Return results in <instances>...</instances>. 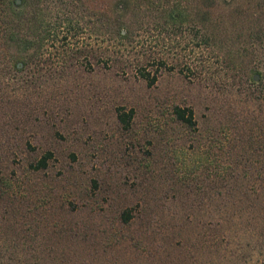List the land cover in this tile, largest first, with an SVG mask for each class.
Wrapping results in <instances>:
<instances>
[{"label": "rangeland", "instance_id": "1", "mask_svg": "<svg viewBox=\"0 0 264 264\" xmlns=\"http://www.w3.org/2000/svg\"><path fill=\"white\" fill-rule=\"evenodd\" d=\"M17 2L49 31L24 64L0 27V264H264V0Z\"/></svg>", "mask_w": 264, "mask_h": 264}, {"label": "trees", "instance_id": "2", "mask_svg": "<svg viewBox=\"0 0 264 264\" xmlns=\"http://www.w3.org/2000/svg\"><path fill=\"white\" fill-rule=\"evenodd\" d=\"M19 1V0H18ZM26 1V0H20ZM31 13L32 18H25V10L17 2V0H0V27L2 28V38L3 41L9 47H16L18 52H13L11 54V60L17 59L21 63L25 64L24 52L34 45H38L42 40V37L38 34V28L40 23L37 21L38 15L37 10L33 8L32 10L27 11ZM173 18V15L171 14ZM26 21L30 22V25L27 27L30 30H27V34L23 33V26ZM28 22V23H29ZM38 22V24H37ZM3 25V26H2ZM44 29V30H43ZM40 31H49V28L42 26L39 28ZM115 32V35L120 36L121 30L111 26V29ZM30 36H29V35ZM65 37V36H62ZM161 64V62H160ZM139 75L145 79L146 83L152 84L155 79V74H150L148 71L139 70ZM133 115V110L129 108L127 111H124L122 108H117V119L122 124L124 128L129 126L131 117ZM172 115L174 119L184 124L185 126L194 129L195 120L193 118V111L188 106H178L174 105L172 107ZM52 158V153L49 150L44 151L33 163L30 164V167L34 170L45 169L48 165V161ZM131 208H126L120 213V219L123 223H126L131 218Z\"/></svg>", "mask_w": 264, "mask_h": 264}]
</instances>
